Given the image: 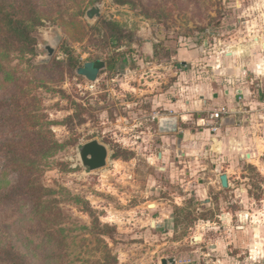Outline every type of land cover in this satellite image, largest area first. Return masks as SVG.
<instances>
[{"label":"rangeland","instance_id":"obj_1","mask_svg":"<svg viewBox=\"0 0 264 264\" xmlns=\"http://www.w3.org/2000/svg\"><path fill=\"white\" fill-rule=\"evenodd\" d=\"M263 4V0L124 4L78 0L69 10L75 13L73 21L46 23L37 30L31 60L13 55L7 64L13 80L5 84L0 79V224L12 226L20 219L12 228L20 239V234L29 236L25 252L33 255L27 264H103L102 250L115 257V264H161L163 259H174V264H260L256 254L264 253V235L263 240H254L252 229L264 227V177L246 163L230 172L232 187L224 194L217 189L218 172L209 165L210 160L221 161L220 153L203 155L206 136L194 143L188 136L166 138L157 132V124L160 117H173L164 110L166 103L185 100L191 87L203 83L208 49H226L264 35L258 18L264 17ZM96 6L100 16L88 19L87 10ZM47 45L53 48L51 57ZM182 50L196 51L199 57L181 63L177 55ZM95 61L105 66L94 79L78 74L77 68ZM258 96L264 100V93ZM261 108L258 115H264ZM243 110L249 113L250 107ZM194 117V123H182L178 117V126L198 129ZM30 138H37L44 151L48 140L60 145L52 158L39 162L30 179L33 186L53 191L51 196H39L55 201L60 209L58 227L50 222L30 227L28 218L22 220L24 177L16 182L17 173L12 174L21 167L16 161L5 168L12 152L39 155L41 149L35 153L27 143ZM94 140L105 146L107 159L105 167L89 171L81 164L79 150ZM181 151L196 152V157L186 158L176 169L172 162L176 154L183 155ZM158 154H163L162 160ZM22 162L25 171L30 165L26 159ZM164 168L166 172H160ZM240 189L247 194L235 212L231 191ZM190 190L196 196L192 210H187L181 203ZM207 202L209 206H201ZM240 227L247 232L241 249L236 247ZM42 228L59 242L56 248L46 246Z\"/></svg>","mask_w":264,"mask_h":264},{"label":"crops","instance_id":"obj_2","mask_svg":"<svg viewBox=\"0 0 264 264\" xmlns=\"http://www.w3.org/2000/svg\"><path fill=\"white\" fill-rule=\"evenodd\" d=\"M262 6L264 7V4ZM262 15H264V13H262ZM258 18L259 20L262 19V24L264 25V17ZM259 27L261 28V26ZM234 46H237L241 50L233 55H226L229 54V46H227L226 49L218 48L211 51L210 49L207 50L203 66L205 69L202 68V70H207V72L203 71L205 72L203 83L196 87H191L193 90H191L192 92L190 91L189 96H186L185 100L179 101L175 99L170 101V103H166L164 110L173 112V117H160L157 124V132H159L161 136H166V138L168 134L171 136L168 138L173 139H176L177 135H181L184 138L188 136L187 138L191 139L193 141L192 143H194L195 140H199L206 136L207 143L203 146V155H205V158L214 156L217 151L220 153L217 158L221 161L210 160L209 162L211 171L218 172V190H220V182L218 179L221 174H226L228 184L232 185L233 178L230 172H233L236 168L243 167L246 163L255 167L261 177H264L263 172H261V170H264V115L263 113L258 115V112H256L258 108L262 109L261 107H264V100L259 99L258 96L259 93H264V35H255L245 44L238 43ZM218 50L219 52L226 51L225 55H221ZM216 53L218 55L217 57H220L222 60L220 63L221 69L219 72H214V74L210 75L206 67L210 68L214 65V55ZM177 57H180L181 60L179 61L181 63H185L187 62V57L190 59H197L199 54L196 51L186 53L182 50ZM246 57L250 60H245ZM188 89L189 88H187V90ZM194 91L198 92V101L193 99L195 97V95H193V93H195ZM220 106L229 108L231 114L225 118L216 134L212 135L207 128H199L197 126L198 119L202 118L200 117L201 112H208ZM244 107H250L249 113L243 110ZM177 114L182 123H186L184 121H191V123H194V116L196 114L197 123H195L198 129H191L187 124V129H181L178 126L179 120H177ZM173 119H175V125L172 127L171 121ZM258 121L262 122L259 124L257 123ZM260 131L261 135L259 136L257 132ZM180 142H178V144ZM183 146L184 145L181 144V148ZM192 149L194 151L196 150L195 147H192ZM183 154L190 157V159L196 157V152ZM162 155L163 154H158L160 159H163ZM239 191L241 196L247 194L246 189H240ZM155 207V205L150 206V208L154 209ZM223 219L226 221L229 220L230 217L223 216ZM154 225L155 222H153V226ZM237 230L236 247L238 248L239 246V249H241L240 246L244 238L246 239L245 234H247V232L244 227H240ZM252 230L254 232V240H263L261 235H264V227L256 226V228ZM215 249L217 250L218 248L214 247V250ZM256 255V259H259V263L264 264L263 251L257 252ZM249 257L251 258V256Z\"/></svg>","mask_w":264,"mask_h":264},{"label":"trees","instance_id":"obj_3","mask_svg":"<svg viewBox=\"0 0 264 264\" xmlns=\"http://www.w3.org/2000/svg\"><path fill=\"white\" fill-rule=\"evenodd\" d=\"M113 1L118 4L126 3V0ZM77 2L78 0H0V79L4 78L5 84L13 80L12 75L7 72V64L15 58L13 55L16 54L15 56L22 60L27 58L31 60L36 53L37 39L35 33L37 30L46 23L55 24L58 21L70 23L73 21L72 17L75 16V13H70L69 10H74ZM108 25L118 27L116 23H109ZM92 63L83 68H77L78 74L85 75L91 80L94 79L97 71L92 69ZM33 117L38 118L39 116ZM38 125L36 123L32 127ZM26 141L32 149H35L33 152L37 153L36 149H41V146L37 144V138H30ZM47 144H49L47 150H39V155L29 154V157H22L12 152L10 153V160L7 159V164H5L6 171L8 165H14L16 161L19 163L18 166L21 167L20 171L12 172V174L17 173L16 182H22L24 177V197L21 201L24 202L22 206H24L26 214L22 217V220L24 217L28 218L32 224L30 227L40 225L42 222H50L51 227H58V222L55 219H58L60 209L55 201L49 203L43 201L41 195L39 196L43 193L51 196L53 191L43 187H35L30 180L33 172L38 169L39 162L52 158V151L60 147L54 140H48ZM41 152L43 153L41 154ZM25 159L30 167L23 171L22 161ZM6 171L4 172L6 173ZM0 175H2V172H0ZM54 220L55 222L52 224ZM19 221L20 219H17L13 222V225L16 227ZM12 226L6 225V223L0 224V264H27V259L30 255H33L30 252H25L28 250L25 246L29 247L30 245L29 236L20 234V237H23L20 239L18 235L15 236ZM42 230L45 234L47 233L45 236L47 237L46 246L51 245V248H56L59 242L54 235L47 228H42ZM23 247L24 250H22ZM101 253L104 255L102 261H106L103 264H115V257L108 250H102ZM92 255H94L93 252ZM99 259L100 257L97 258L96 256V260ZM82 264H88V261H84Z\"/></svg>","mask_w":264,"mask_h":264},{"label":"water","instance_id":"obj_4","mask_svg":"<svg viewBox=\"0 0 264 264\" xmlns=\"http://www.w3.org/2000/svg\"><path fill=\"white\" fill-rule=\"evenodd\" d=\"M100 16V8L98 6L92 7L86 12V17L88 19L98 18ZM47 56L51 57L53 55V48L49 45L45 46ZM105 64L100 61H95L92 63V69L95 71L101 70ZM172 127L175 125V119L172 121ZM162 128V127H161ZM174 129V128H173ZM172 129V130H173ZM79 158L81 164L84 168H87L89 171H94L105 167L107 159V149L102 144L97 141H90L84 144L79 150ZM220 183L222 187L227 186V176L225 174L220 176ZM174 264V259L161 261V264Z\"/></svg>","mask_w":264,"mask_h":264},{"label":"built area","instance_id":"obj_5","mask_svg":"<svg viewBox=\"0 0 264 264\" xmlns=\"http://www.w3.org/2000/svg\"><path fill=\"white\" fill-rule=\"evenodd\" d=\"M219 53L221 55H225L226 51H220ZM226 55H230V54H226ZM215 56L216 58L214 65L210 68L206 67V69L209 70L210 75L214 74V72L216 73L219 72L221 69L220 63L222 62V60L220 59V57H217L218 56L217 53ZM230 114L231 111L226 106L213 108L210 111H208L207 117H202L198 119L197 126L199 128H207L208 130H210L212 134H216L218 129L222 126L225 118L228 117Z\"/></svg>","mask_w":264,"mask_h":264},{"label":"flooded vegetation","instance_id":"obj_6","mask_svg":"<svg viewBox=\"0 0 264 264\" xmlns=\"http://www.w3.org/2000/svg\"><path fill=\"white\" fill-rule=\"evenodd\" d=\"M154 120H155V118H154ZM160 157H161V155H160ZM188 156H186L185 154H183V155H181V154H176V156L174 157V161L172 162V165H174L175 166V168L176 169H179V167H177V165L179 164L180 166L181 165H183V163H185V159L187 158ZM161 160H162V158H161ZM189 161V160H188ZM160 172H166V169H163V171H160ZM188 175H187V179H189V178H191V174L190 173H187ZM221 175H223V174H221ZM220 175V176H221ZM226 175V174H225ZM220 176H219V182H220ZM188 183L190 182V181H187ZM202 185V183H200V185L199 186H201ZM232 187V185H229L228 184V179H227V186L225 187V188H223V187H221V183H220V190L219 191H222V192H224V194H227V192H228V190L230 189ZM227 191V192H226ZM232 193H235V197H236V200L234 201V206H233V208H234V210L236 209V208H238L239 209V207H240V205H241V202H240V198H241V193H240V191L238 190V191H236V190H234V191H231ZM236 192H237V194H236ZM177 194V193H176ZM195 191H193V190H190V194L188 195L189 196V198L188 199H186V198H183V200H185V204H182L181 203V205H182V207L183 206H185L186 208H187V210H188V208H189V210H192V205H193V202H192V198H194L195 197ZM175 200H177V198H174ZM188 200V201H187ZM175 203H176V201H175ZM210 205V202H207V203H201V206H209ZM156 208V207H155ZM235 212H236V210H235ZM238 212V211H237Z\"/></svg>","mask_w":264,"mask_h":264},{"label":"bare ground","instance_id":"obj_7","mask_svg":"<svg viewBox=\"0 0 264 264\" xmlns=\"http://www.w3.org/2000/svg\"><path fill=\"white\" fill-rule=\"evenodd\" d=\"M228 50H229V54L233 55V54L239 52V50H241V49L238 48L237 46L231 45V46L228 47ZM196 240H200V239L197 238Z\"/></svg>","mask_w":264,"mask_h":264}]
</instances>
